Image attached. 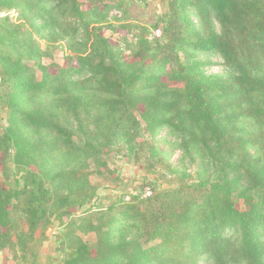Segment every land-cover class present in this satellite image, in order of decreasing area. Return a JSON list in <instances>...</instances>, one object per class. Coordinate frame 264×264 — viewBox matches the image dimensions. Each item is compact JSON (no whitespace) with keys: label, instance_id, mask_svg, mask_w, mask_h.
<instances>
[{"label":"trees","instance_id":"trees-1","mask_svg":"<svg viewBox=\"0 0 264 264\" xmlns=\"http://www.w3.org/2000/svg\"><path fill=\"white\" fill-rule=\"evenodd\" d=\"M103 3L0 0L22 21L0 17V165L12 156L28 175L21 188L0 186V251L25 255L50 217L85 214L96 198L87 166L107 170L101 150L124 149L147 170L162 164L153 140L164 129L196 164V185L122 196L96 219L69 221L63 264H264V0H173L162 19L168 42L144 37L159 18L136 24L144 33L132 60L101 33ZM66 16L76 25H62ZM34 33L64 42L66 63L42 64ZM198 54H216L225 75L204 74Z\"/></svg>","mask_w":264,"mask_h":264},{"label":"rangeland","instance_id":"rangeland-1","mask_svg":"<svg viewBox=\"0 0 264 264\" xmlns=\"http://www.w3.org/2000/svg\"><path fill=\"white\" fill-rule=\"evenodd\" d=\"M172 1L139 0L138 2H133L131 0H104V3L109 5L106 8H102V5H99L100 7L97 6L96 10L97 13L105 16V20L101 24V33L122 51L126 60H132L129 47L135 46L134 44L139 36L144 33L141 32L142 28L136 24L147 26L148 22H153L159 18L161 23L158 28H148L144 33V37L147 38L148 42L152 43L166 44L168 42V38L162 33L165 27L162 19L165 21L170 14V3ZM80 9L86 12L91 10L92 7L87 3H83ZM126 9L129 12L128 16L125 15ZM3 16H9L14 24L22 23L16 10L7 11L2 9L0 10V17ZM189 16L191 23L197 29L199 27L197 17L193 13H190ZM59 21L62 25L69 24V22L71 25L75 24L73 22L74 19L68 16L60 18ZM129 22L135 23L130 24L134 26L130 31L117 29V27L113 31L106 27L107 25L118 26ZM93 26L99 25L92 24L89 28ZM43 36L45 34L38 35L34 33V38L40 50L48 54L42 57V64L64 65L67 56H71V53L65 47V43H48ZM197 60L209 63L203 67L204 74L221 77L225 75L222 61L216 54H198ZM149 63L148 61L145 62V64ZM30 64L33 65L34 62L31 61ZM51 71L55 72V70ZM39 77L40 73L37 72V78ZM163 80H165V77H163ZM168 84L174 85L171 82H168ZM6 118V110L0 109V134L3 132V128L8 125ZM144 138H147V135ZM176 143L175 137L167 133L166 130L161 129L157 133L153 140V145L160 153L159 158L163 160V163L155 166L152 170H147L145 163L142 161L139 164L135 163L124 149L120 152L117 149L111 150V152L106 149L101 150V156L106 162L107 170L96 166L93 162H90L87 166L88 180L96 194L94 201L85 206L87 212L81 214V210H78V208H71V217H50L48 225L42 229V234L41 230L39 231L25 255H22L17 248L5 249L0 251V264H63L70 253L65 239L66 226L69 221L81 216H92V219H96L98 211L103 210V207L107 205L118 202L122 196L123 199L126 197L132 199L135 195L142 197L143 190L141 191L140 187L143 185L144 178H147L149 182V185L144 188H149L151 192L175 190L180 186L193 188L198 182L199 176L196 164L191 163L179 149L175 148ZM26 178H28V175L25 170L18 169L12 161V156H7L5 163L0 165V186L10 189L21 188L26 182ZM239 203L236 204L237 207ZM13 216L17 218L19 213H15ZM76 234L83 242L89 245H93L95 242L93 233L83 234L77 231Z\"/></svg>","mask_w":264,"mask_h":264},{"label":"built area","instance_id":"built-area-1","mask_svg":"<svg viewBox=\"0 0 264 264\" xmlns=\"http://www.w3.org/2000/svg\"><path fill=\"white\" fill-rule=\"evenodd\" d=\"M150 195H151V190H150L149 188H145V189L143 190L142 197H143V198H147V197H149ZM124 202H129V197H126V198L124 199Z\"/></svg>","mask_w":264,"mask_h":264}]
</instances>
